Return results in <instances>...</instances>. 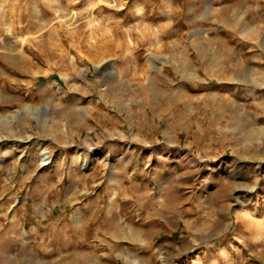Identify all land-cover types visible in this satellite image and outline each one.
<instances>
[{"label": "rangeland", "instance_id": "rangeland-1", "mask_svg": "<svg viewBox=\"0 0 264 264\" xmlns=\"http://www.w3.org/2000/svg\"><path fill=\"white\" fill-rule=\"evenodd\" d=\"M0 264H264V0H0Z\"/></svg>", "mask_w": 264, "mask_h": 264}]
</instances>
